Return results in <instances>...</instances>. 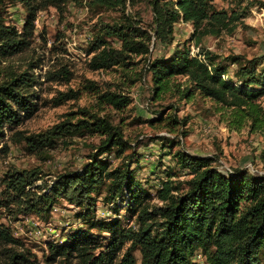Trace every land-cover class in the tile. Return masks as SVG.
<instances>
[{"label": "trees", "instance_id": "16d2710c", "mask_svg": "<svg viewBox=\"0 0 264 264\" xmlns=\"http://www.w3.org/2000/svg\"><path fill=\"white\" fill-rule=\"evenodd\" d=\"M85 1L91 7L117 10L122 15L117 23L102 25L91 48L88 66L92 71L120 69L129 77L133 67L143 64L153 100L168 92L178 95L180 102L200 96L232 112V127L241 130L247 126L252 133L264 135V71L259 70L258 59L235 54L222 57L202 47L208 36L232 33L251 7H264L259 0H247L241 12L217 10L213 0H0V69L4 62L30 50L40 12ZM230 1L240 6L246 0ZM142 2L152 10L150 30L132 12ZM17 4L26 11L21 29L7 20V10ZM179 23L192 24L191 41L199 48L198 54L193 55L191 46L184 44L177 45L170 57L152 58L154 42L165 46L174 43ZM109 38L118 40L120 47ZM230 66H237L232 75ZM36 67L32 64L22 72L7 70L0 75V141L7 138L9 130L8 140L24 145L31 155L42 156L68 137L101 136L81 170L61 173L51 185H37L43 179L38 168L11 170L1 181L4 191L0 207L13 216L35 215L48 222L61 201L79 209L77 217L84 227L71 231L61 242H49L47 264H139L136 251L141 253L140 264H200L195 262L200 254L205 256V264H264V173L223 171L215 165L214 157L178 150L174 159L180 173L173 169L164 172L156 197L160 205H152L151 194L129 165L136 154H126L133 147L125 137V120L117 122L111 114L124 112L132 104L124 92L125 85L102 90L87 81L86 89L97 95L103 115L83 109L79 113L84 119L74 122V114H69L45 132L27 134L17 127L38 111L37 89L42 84L34 72ZM72 79L67 66L46 73L51 83L68 84ZM177 79L185 80V84H176ZM139 80L129 81L135 84ZM80 95V90L69 89L59 92L50 103L60 107ZM163 114L159 113L160 117ZM172 119L177 127L181 124L176 114ZM179 145V141H172L171 148ZM2 152H8V147ZM111 154L119 160L128 157L129 161L114 166L103 158ZM261 160L264 163V149ZM100 200L114 219L97 218ZM123 211L126 222L120 219ZM20 246L10 228L0 225V264H38L36 257Z\"/></svg>", "mask_w": 264, "mask_h": 264}, {"label": "rangeland", "instance_id": "374dc122", "mask_svg": "<svg viewBox=\"0 0 264 264\" xmlns=\"http://www.w3.org/2000/svg\"><path fill=\"white\" fill-rule=\"evenodd\" d=\"M213 4L217 10L241 12L247 7V0L240 6L230 0H213ZM132 12L140 17L143 21L141 25L145 29H151L153 14L148 3H139ZM121 16L117 10L91 7L86 1L80 5L69 3L62 10L49 8L39 13L36 34L30 50L4 62L0 69V75H3L7 70L22 72L30 65L37 64L34 72L42 84L37 89L38 111L31 118L25 119L17 130L27 134H39L62 122L69 114H74L72 117L74 122L77 119H84V115L79 113L83 109L94 113L100 112L103 115L97 104V95L86 89L87 81L95 82L102 90L109 88L110 85L124 84V92L130 95L132 104L124 112L106 110L111 112L117 122L122 118L125 120V137L133 147V150L126 154L128 156L132 152L136 154L129 165L137 179L151 194L152 205H160L156 197L159 181L165 177L164 172L169 169L179 172L174 159V154L178 150H185L193 156L214 157L217 160L215 165L220 166L223 171L245 170L252 167L260 174L264 173V163L261 160L264 135L252 133L247 126L241 130L232 127L230 124L232 112L222 110L214 102L200 96H196L195 100L190 102H180L174 92H168L160 99L153 100L152 84L149 76L144 75L143 64L133 67L127 73L129 77L123 75L120 69L92 71L89 68V60L93 56L91 48L102 25L117 23ZM25 17L26 11L20 4L7 10L8 23L19 29L22 28ZM193 34L192 24H177L174 43L165 46L154 42L151 57H170L177 45L187 44L197 49L195 42L191 41ZM108 41L120 47L118 40L109 38ZM202 47L222 57L235 54L247 59L256 58L260 63L259 70L264 71V7L259 5L251 7L247 17L237 24L232 33L225 31L217 38L208 36L204 38ZM138 61L136 58L135 62ZM62 66H67L71 70L72 81L68 84L48 82L46 73L50 70H59ZM236 69L237 66H230V75ZM140 74H143L142 78ZM136 79L141 80L135 84L129 81ZM184 82L183 79L175 81L176 84H185ZM69 89L80 90L79 99L60 107H54L50 103L59 92ZM261 104L264 107V99L261 100ZM161 112L164 114L160 117ZM174 114L181 121L178 127L173 123ZM160 118H163V121H157ZM183 132L186 136H182ZM10 135V131L7 130V138L0 141V199L4 191L1 181L7 172L38 168L43 179L38 181L37 185H42L43 182L51 185L59 174L81 170L94 152L93 147L99 145L101 141L98 134L68 137L65 141L60 140L55 149L38 156L29 154L24 145L8 140ZM172 141H179L180 145L171 148ZM5 146L8 147V152L3 153ZM103 158L114 166L129 161L128 157L119 160L114 154L105 155ZM180 175L181 179H184V176ZM98 208L97 218L114 219L113 213L108 211L101 200ZM79 212L77 207L61 201L51 212L49 221L44 222L35 215L13 216L0 207V225L10 228L14 236L20 240L21 250L24 249L35 256L38 264H47L45 262L47 244L52 241L61 242L71 231L84 227L83 222L77 217ZM120 219L123 222L128 220L124 211ZM135 257L140 264L139 251L135 252ZM195 262L205 264L206 258L200 254Z\"/></svg>", "mask_w": 264, "mask_h": 264}, {"label": "built area", "instance_id": "2783aa9c", "mask_svg": "<svg viewBox=\"0 0 264 264\" xmlns=\"http://www.w3.org/2000/svg\"><path fill=\"white\" fill-rule=\"evenodd\" d=\"M198 52H199V48H197V49H195V48H192V54L193 55H196V54H198ZM247 169H249L251 172H253V173H259L258 171H256L254 168H252V167H249V168H247ZM226 171H231L230 169H227Z\"/></svg>", "mask_w": 264, "mask_h": 264}]
</instances>
